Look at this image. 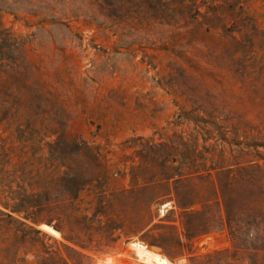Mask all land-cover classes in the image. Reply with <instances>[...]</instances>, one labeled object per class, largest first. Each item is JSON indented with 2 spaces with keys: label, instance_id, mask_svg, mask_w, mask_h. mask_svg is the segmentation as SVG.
Listing matches in <instances>:
<instances>
[{
  "label": "rangeland",
  "instance_id": "obj_1",
  "mask_svg": "<svg viewBox=\"0 0 264 264\" xmlns=\"http://www.w3.org/2000/svg\"><path fill=\"white\" fill-rule=\"evenodd\" d=\"M6 1L15 9L0 0V23L27 41L28 80L42 96L24 92L6 110L0 95V199L47 192L57 203L51 224L46 206L10 214L17 221L0 216V264L8 249L17 259L47 257L42 244L73 264H131L134 241L173 264H264V0H215L223 22L194 33L118 26L92 0ZM203 2L204 14L212 1ZM196 141L204 179L185 191L203 204L181 209L175 184L160 175L172 151L159 145L174 142L168 165L179 166L183 143ZM225 178H242L230 193L247 198L236 217L252 224L243 246L216 206ZM43 224L58 226L61 238Z\"/></svg>",
  "mask_w": 264,
  "mask_h": 264
},
{
  "label": "trees",
  "instance_id": "obj_2",
  "mask_svg": "<svg viewBox=\"0 0 264 264\" xmlns=\"http://www.w3.org/2000/svg\"><path fill=\"white\" fill-rule=\"evenodd\" d=\"M3 1V6H5L10 11H14L12 4H8L6 0ZM199 0H92V5L98 7V11L101 16H103L109 22H112L115 25L128 24L130 27H143V26H166L171 27L177 30H186L189 33H194L199 30H205V27L210 29H217L215 23L223 22V18L216 13L213 1L208 10L203 14L200 12L202 5H205L206 2L201 4L198 3ZM238 1V0H236ZM44 2V1H43ZM240 2H238L239 4ZM34 6V4H32ZM44 8L48 11L54 12L55 7L50 3L46 4ZM32 15L36 16L37 11L29 12ZM41 15V14H39ZM242 19V12H239ZM66 17V15L64 16ZM197 17H202V20H199ZM60 18H51L50 23L56 24ZM46 21L44 17L43 22ZM60 25L65 26L69 29L67 23H60ZM225 32H229L227 26L224 28ZM180 34V33H179ZM233 40H236L235 37L231 36ZM27 41L14 37L7 29H5L0 23V95L2 94L4 100V109L12 110V107H16L20 103L21 97L24 95V92H32L36 99H41L42 92L41 89L35 85L29 83L28 73H29V63L26 57V46ZM9 106V107H7ZM11 106V107H10ZM195 126H198L196 120H193ZM185 150H187L188 156H182L184 161L179 162V166L168 165L170 159L176 155L178 147L175 146L174 142L172 145L160 144V148L168 149V158L167 160L161 161V173L162 180L166 182L173 181L175 184L174 189V201L177 207L181 209L192 208L196 206H202V196L199 193L186 192V183H190L192 180H203L204 176L201 174L202 169L205 168L203 163H200L198 160H206L203 155H198V143L193 142L191 145L183 143ZM264 147V144L258 145ZM151 148H156V145H153ZM185 168L188 170L185 171ZM208 171V170H206ZM71 174H69L70 176ZM68 176V174H67ZM228 178H225V182L219 184L220 191L216 192V206H218L219 212L222 214L224 212L225 221L227 227L230 231V234L233 236V239L237 241L238 246H243V243L246 240L252 239V224L249 221L244 222L245 226L242 227L238 224L240 221L239 218H236L237 215L244 213V205L247 201L245 197H237V195L232 196L230 191H232V185L242 181L241 179L233 178L230 182L227 181ZM75 181V180H74ZM63 182L72 183L73 179L65 177ZM85 182L82 183V186L79 191L83 190ZM73 198H67V202L70 203ZM0 216H4L10 220H15V217L10 216V214H20L22 211H27L30 208L35 207H50L54 206L57 203L56 198L45 193H32L24 194L18 196H8L3 202L0 199ZM55 207L52 208L49 221L47 224H51L55 220ZM103 215V212L97 211V216ZM198 211L190 212L187 214V217H192L197 215ZM222 220L224 218L222 217ZM97 222L101 223L102 221L97 218ZM35 234L39 235V232L34 230L32 227H29ZM56 230H60L58 226H54ZM257 229V228H256ZM189 231V230H188ZM258 233V232H257ZM188 236H192L188 234ZM243 236L246 239H243ZM16 239V237H15ZM67 240L72 243L73 238L69 237ZM44 248L45 255L42 256V252H37L35 255V261H29L27 259H17L16 253L12 252V249L6 251L7 256L5 257L6 261H9L8 264H73V260L69 258L60 257L56 251H48V247L45 244H42ZM83 250H87V247L81 246ZM239 248V247H238ZM72 252L77 253L73 246H67ZM28 254V252L26 253ZM82 257L85 256L83 252H78Z\"/></svg>",
  "mask_w": 264,
  "mask_h": 264
},
{
  "label": "bare ground",
  "instance_id": "obj_3",
  "mask_svg": "<svg viewBox=\"0 0 264 264\" xmlns=\"http://www.w3.org/2000/svg\"><path fill=\"white\" fill-rule=\"evenodd\" d=\"M168 206H169V203H166L163 206V212H164L165 208ZM40 228L42 230L50 233L51 235L57 237V238H61L60 232L50 225L43 224V225H41ZM129 245H130V249L134 251L135 256H136V260L131 261L130 262L131 264H173L169 259H167V257H165L164 255L157 253L153 250L148 249L141 242L134 241V242H131ZM108 258L109 259H108L107 264H118L117 258H115V257H108ZM132 258H134V257H132Z\"/></svg>",
  "mask_w": 264,
  "mask_h": 264
}]
</instances>
